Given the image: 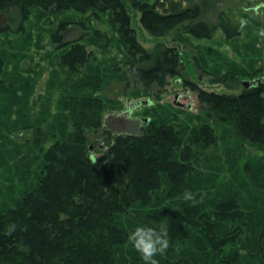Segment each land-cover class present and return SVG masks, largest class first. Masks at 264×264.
Instances as JSON below:
<instances>
[{
  "label": "rangeland",
  "instance_id": "obj_1",
  "mask_svg": "<svg viewBox=\"0 0 264 264\" xmlns=\"http://www.w3.org/2000/svg\"><path fill=\"white\" fill-rule=\"evenodd\" d=\"M205 1L207 8L198 19L211 24L225 20L239 28L240 34L228 38L217 28L211 37L196 38L179 27L165 36H154L140 23V13L130 9L136 39L144 48L151 51L160 42L177 45L181 51L180 74L168 77L164 86L150 87L128 71L127 45L118 27L110 25L108 15L96 18L91 11L48 12L35 7L22 22L16 8L4 9L8 23L0 32V58L4 61L0 74V209L14 207L21 193L37 183L42 151L62 135L84 137L93 163L99 165L111 133H137L141 126L148 128L162 121L180 123L189 131L208 123L217 139L208 147H195V170L190 177L195 198L208 206L236 195L243 208L255 212L253 230L264 225V144L246 141L226 123L209 118L197 89L238 93L245 80L264 76V0ZM165 7L159 6L160 10ZM60 20L86 26L72 24L65 35L66 40L82 36L81 42L94 55L75 73L59 64L65 48L57 49L51 41ZM95 30L103 36H96ZM87 96L100 98V109L87 107L83 103ZM98 117L102 125L85 124ZM175 205L168 199L156 207L136 203L113 221L129 236L138 226L164 225L151 219V208ZM252 228H246L247 234ZM190 232L189 238L171 244L164 256H157L159 264H185L199 255L200 235L193 229ZM251 247L242 238L225 253L236 251V264H264L251 256ZM114 255L116 264H144L129 241ZM198 259L201 264H215L211 255Z\"/></svg>",
  "mask_w": 264,
  "mask_h": 264
},
{
  "label": "trees",
  "instance_id": "obj_2",
  "mask_svg": "<svg viewBox=\"0 0 264 264\" xmlns=\"http://www.w3.org/2000/svg\"><path fill=\"white\" fill-rule=\"evenodd\" d=\"M183 1L0 0V10L16 8L22 22L35 7L48 12L91 11L96 18L108 15L110 25L118 27L127 45L128 71L150 87L164 86L168 77L180 74L181 51L177 45L160 42L151 51L144 48L136 39L130 9L140 13V23L154 36H165L179 27L196 38L211 37L217 28L228 38L240 34L239 28L225 20L211 24L198 19L207 8L205 0H185L188 5L182 7ZM72 24L86 28L83 22L60 20L51 41L57 49L65 48L59 64L75 73L94 55L81 42L82 36L65 39ZM94 33L103 36L100 30ZM3 65L0 58V74ZM253 80L258 81L247 87L242 83L238 93L196 87L209 118L226 123L246 141L264 144V76L245 81ZM185 83L195 86L188 80ZM83 103L96 110L102 106L101 99L93 96H87ZM85 124L98 127L102 122L98 117L85 120ZM108 137L110 143L99 165L93 163L79 133L62 135L46 150L41 148L43 164L37 183L21 193L14 207L0 209V262L116 264L115 250L129 240L128 232L113 218L136 203L153 207L168 199L176 202L173 208H151L149 216L167 225L173 246L189 238L190 229L199 233L200 253L185 264H201L198 257L207 255L215 264H236L238 253H225V249L242 238L252 243L250 255L264 263V225L253 230L255 212L243 208L236 195L208 206L202 199H180L185 192L193 194L195 190L190 179L195 170V147L216 142L210 124L202 123L189 131L180 123L162 121L148 128L141 126L137 133H111ZM10 225H15V231L8 234ZM246 228H252L249 234Z\"/></svg>",
  "mask_w": 264,
  "mask_h": 264
},
{
  "label": "clouds",
  "instance_id": "obj_3",
  "mask_svg": "<svg viewBox=\"0 0 264 264\" xmlns=\"http://www.w3.org/2000/svg\"><path fill=\"white\" fill-rule=\"evenodd\" d=\"M185 201H195L194 194L184 193ZM15 231V225H10L7 232ZM132 247L140 254L144 264H159L157 256H164L171 246L167 225L159 228L138 226L128 236Z\"/></svg>",
  "mask_w": 264,
  "mask_h": 264
},
{
  "label": "water",
  "instance_id": "obj_4",
  "mask_svg": "<svg viewBox=\"0 0 264 264\" xmlns=\"http://www.w3.org/2000/svg\"><path fill=\"white\" fill-rule=\"evenodd\" d=\"M7 23H8L7 13L4 12V11H0V32H2L5 29ZM256 81H258V80L244 81L243 84H244V86L247 87V86H249L250 84H252V83H254ZM137 104H140V102L137 101Z\"/></svg>",
  "mask_w": 264,
  "mask_h": 264
},
{
  "label": "bare ground",
  "instance_id": "obj_5",
  "mask_svg": "<svg viewBox=\"0 0 264 264\" xmlns=\"http://www.w3.org/2000/svg\"><path fill=\"white\" fill-rule=\"evenodd\" d=\"M109 134V133H108Z\"/></svg>",
  "mask_w": 264,
  "mask_h": 264
}]
</instances>
